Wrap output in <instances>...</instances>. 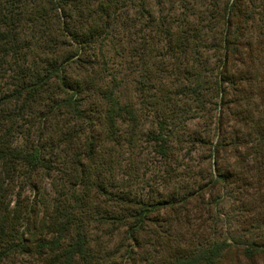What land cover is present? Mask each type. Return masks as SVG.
Segmentation results:
<instances>
[{"label": "rangeland", "instance_id": "rangeland-1", "mask_svg": "<svg viewBox=\"0 0 264 264\" xmlns=\"http://www.w3.org/2000/svg\"><path fill=\"white\" fill-rule=\"evenodd\" d=\"M50 1H21L25 11L36 8L35 19L41 22V25L25 22L21 39V52L26 53V61L38 68L41 63L35 57L42 52L46 53L45 62L53 61L59 55L75 53L83 35L82 29L96 15V0ZM219 1L225 3L227 0H120L117 16L111 20L106 31L83 47L85 56L100 58L95 61L98 73H84L76 62L63 69L69 86L77 89L75 82L82 84L77 98L72 90L63 89L69 102L79 99L81 105V109L78 108L80 115L69 117L66 125L70 133H76L80 144L92 133L101 134L106 127L99 125L97 111L93 110L96 107L99 109L102 104V82H108L119 101L134 110V122L118 121L112 139L101 146L100 162L108 182L106 187L109 192L113 191L118 208L112 203L105 204L103 199L94 201L92 196L82 199V189L73 187L66 174L54 171H51V180L42 177L44 194L25 189L21 198L39 201L43 195L49 207L56 205L52 200L58 198L61 206L57 207L63 212L64 206L72 205L80 210L86 208L93 214L106 211L124 218L127 211L138 208L139 203L176 199L187 186L192 188L194 179L201 184V178H207V173L216 166L213 156L209 158L205 150L222 139L225 140L226 151L221 156L223 162L219 161L221 173L225 172L223 166L240 171L242 166L256 168L264 163V158L260 159L258 155L256 161L259 164L252 162L255 160L252 157L264 146V137L257 134L258 126H252L247 121V115H252L255 121L264 123V0H243L244 30L241 33L244 37V66L233 63L244 77V125L249 127L247 131L244 129V143L235 141V131L240 125L229 114L234 110L227 103L234 94L233 83H220L221 88L227 91L225 97L215 85L222 65L220 56L223 52L218 39L221 26L210 21L209 17L213 5ZM19 7L18 3L13 6L16 10ZM185 24L203 26V29L186 34L198 45L191 44L186 49L167 46L168 27L174 31L184 30ZM215 39L216 42L213 41ZM91 61L94 62L93 59ZM226 106L231 109L226 110ZM218 128H222L219 133ZM59 130L60 126L58 133ZM152 132L169 134L170 146L174 150L172 159L162 160L153 153L151 144L146 142V136ZM57 138L60 148H65L66 141L60 136ZM206 141L210 145L203 144ZM22 142L26 144L24 140ZM60 153V158L55 161L61 164L67 157L64 151ZM238 157H244V164L238 163ZM66 168L65 165L56 167L60 170ZM166 170H176L180 177L172 175L168 179ZM232 181L233 178L229 182L221 181L214 188L211 192L213 211L206 215L202 210V215L203 218L210 216L208 224L215 222L219 239L234 236L241 241L248 240L250 234L244 231L246 223L242 213L250 204L242 198L243 184ZM202 192L208 194L210 189L205 187ZM165 216L161 213L160 218L163 220ZM162 224L157 219L149 226ZM124 231L122 228L112 235L102 236L103 245L100 243L98 246V241L89 243L90 253L98 250L99 264H164V255L156 254L154 246L142 243L136 251L130 238L124 236ZM91 234L94 236L95 230Z\"/></svg>", "mask_w": 264, "mask_h": 264}, {"label": "trees", "instance_id": "trees-1", "mask_svg": "<svg viewBox=\"0 0 264 264\" xmlns=\"http://www.w3.org/2000/svg\"><path fill=\"white\" fill-rule=\"evenodd\" d=\"M21 1L0 0V264H99L98 250L90 253L89 243L98 241V246L100 243L103 245L102 236L112 235L122 228L136 251L142 243L154 246L156 254L164 255V264H264V163L256 168L242 166L240 171L223 166L225 172L221 173L219 161L226 151L224 139L205 150L209 158L213 156L216 166L207 173V178H201V184L194 179L192 188L187 186L176 199L139 203L138 208L128 210L124 218L106 211L93 214V211L80 210L71 204L64 206L63 212L57 207L61 206L58 198L52 200L56 205L49 207L43 195L39 201L21 198L25 189L44 194L42 177L51 180V171H54L66 174L73 187L81 188L82 199L92 196L94 201L103 199L105 204L112 203L118 208L113 191L109 192L106 187L108 182L100 162L101 146L112 139L118 121L133 123L135 120L134 110L119 101L108 82H102L101 107L93 108L97 111L99 125L106 126L102 133H92L82 145L76 133H70L66 126L69 117L80 115L78 108L81 109V105L79 99L69 102L63 89L72 90L77 98L82 84L75 82L77 89L69 86L63 69L76 62L84 73H98L95 61L100 58L85 56L83 47L106 31L117 16L120 0H96V15L82 29L81 44L78 42L76 52L59 55L49 62L44 61L46 53L42 52L35 57L41 63L39 68L26 61V53L21 52V39L25 22L34 25H41V22L35 19L36 8L25 11ZM16 3L20 4L19 10L13 8ZM210 15V21L221 26L218 39L223 52L215 85L225 97L227 91L221 88L220 83H233L234 94L227 103L234 110L229 114L240 125L235 131V141L244 143V129L247 131L248 127L244 125V77L233 64L244 66L243 0L216 2ZM52 17L55 19L54 14ZM184 27V30L176 31L168 27L167 46L186 49L191 44L198 45L186 34L203 29V26L185 24ZM226 107L228 111L231 109ZM255 120L254 116L247 115L248 123L258 126L257 134L264 137V123ZM221 129L218 128V133ZM57 136L66 141L65 148H60ZM23 140L26 144H21ZM146 142L151 144L153 153L160 159H172L174 150L170 146L169 134L152 132L146 136ZM203 144L210 145V142ZM259 150L252 157L255 159L252 162L257 165L256 156L264 158V146ZM61 151L67 159L64 158V163L60 164L55 160L60 158ZM238 158V163L244 164V157ZM64 165L67 167L65 170L56 169ZM175 172L166 170L168 179L172 175L180 177ZM232 178L233 183L243 184L241 196L250 204L242 213L246 223L244 231L250 234L248 240L241 241L234 236L219 239L215 222L208 224L210 216L203 218L202 215V210L206 215L213 211L211 192L214 188L221 181L229 182ZM205 187L210 189V193L202 192ZM51 188L55 190L54 185ZM161 213L166 214L163 220ZM153 217L160 220L162 226H149L155 221ZM105 227L108 229L104 230Z\"/></svg>", "mask_w": 264, "mask_h": 264}]
</instances>
